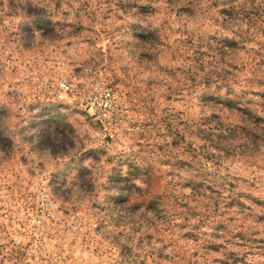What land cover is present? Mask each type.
Here are the masks:
<instances>
[{
	"label": "rangeland",
	"instance_id": "1",
	"mask_svg": "<svg viewBox=\"0 0 264 264\" xmlns=\"http://www.w3.org/2000/svg\"><path fill=\"white\" fill-rule=\"evenodd\" d=\"M109 2L101 11L81 0L71 26L43 0H0V24L9 21L0 47V264H264V211H254L264 209V132L250 131L264 117L222 98L233 92L228 77L249 71L240 54H251L255 76L264 51L212 36L222 41L214 51L194 32H161L150 0L117 4L152 17L148 27L118 23L119 14L112 23ZM172 11L187 14L185 28L195 21L191 6ZM240 12L264 22L255 0L250 12L219 15ZM33 25L43 29L39 47ZM73 80L71 91L60 88ZM193 105L197 114L213 109L209 123ZM14 117L29 128L38 118L47 146L18 145Z\"/></svg>",
	"mask_w": 264,
	"mask_h": 264
},
{
	"label": "clouds",
	"instance_id": "2",
	"mask_svg": "<svg viewBox=\"0 0 264 264\" xmlns=\"http://www.w3.org/2000/svg\"><path fill=\"white\" fill-rule=\"evenodd\" d=\"M81 0H43V4L47 5L48 12L53 15L57 20L61 21V24H67L71 26L79 25L80 20L75 18V11L79 7ZM127 2V0H125ZM139 3H146L149 0H137ZM153 7L158 9V16L160 20V30L161 32H167L174 29H182L183 32L192 33L194 32L197 36L203 38L206 44H212L214 51L216 45L222 43V41H211L210 37L219 36L227 37L232 40L246 45V49L249 51L256 49L259 51H264V36L260 35L259 30L264 29V22L260 24L254 23L250 18L246 20L245 13L240 12L233 17L221 16L219 15L220 10L227 8L231 9L233 7L237 9H247L249 12L252 10V0H174L173 3L169 4L168 0H150ZM5 5H7L8 0H4ZM56 3H59L60 7L57 9L55 7ZM119 0H110L108 6L113 9V22L115 21V16L117 14L123 15L124 19L118 21V23L129 25L132 23L143 24L144 27H148L152 17H141L136 13L135 9L129 10L128 14L125 15L119 11L117 4ZM257 5L264 3V0H255ZM93 7L99 6L101 11L104 10L105 0H92ZM191 6L196 12L195 21L192 25L185 28L189 17L187 14H176L172 10H178L181 7ZM67 13V16L63 14ZM264 15V13H262ZM0 17H3V12H0ZM9 25V21L5 20L4 24H0V47L3 46V37L5 35L4 29ZM91 26V25H88ZM34 31H36V39L33 41L34 46L39 47L43 43V38L40 33L43 29H36L35 26H31ZM111 27V24L107 25ZM9 31H14V25L9 28ZM73 32L72 27H68L64 32H60V36H67L69 33ZM182 32L181 39H186L187 36ZM125 40L131 41L138 39V37H133L131 34H128ZM75 46V45H74ZM53 47H56L53 45ZM56 53H54L55 55ZM242 61L246 60L249 64V71L246 73L236 72L232 76L228 77L227 83L228 86L233 89L232 93H229L227 90H224L222 93L223 99L233 98L237 101L243 103L246 107L250 108L257 116L264 117V72L259 73L258 75L253 76L252 74V56L244 55L241 53ZM241 61V62H242ZM236 62V61H233ZM213 63L218 64V61L215 60L213 56ZM83 71L85 73V79L87 75L92 73V69L88 66H84ZM99 70L97 69V72ZM205 71L209 72L207 65L205 66ZM251 77V81H249ZM62 80L69 79L68 77L61 76ZM75 80L67 88H64V84H60V88L65 91H71L75 86ZM201 81L197 80V91L199 90V84ZM194 115H198L199 119L203 120L205 123L210 122L212 118L213 109H204L198 114L195 111V105H193ZM19 116H23V112L19 113ZM35 123V128L27 127L28 121L21 123L19 118L14 117V125L11 135L15 138L16 142L20 146H27L29 138L39 145L47 146V139L42 126L39 123L38 118H33ZM251 132L261 133L264 132V123L260 125L259 128L253 126L250 129ZM0 156H3V152H0ZM167 158V157H165ZM173 167H178L173 163ZM252 207V205H249ZM254 211H264L262 208H254Z\"/></svg>",
	"mask_w": 264,
	"mask_h": 264
},
{
	"label": "built area",
	"instance_id": "3",
	"mask_svg": "<svg viewBox=\"0 0 264 264\" xmlns=\"http://www.w3.org/2000/svg\"><path fill=\"white\" fill-rule=\"evenodd\" d=\"M64 84V83H63ZM64 88H66L65 84H64Z\"/></svg>",
	"mask_w": 264,
	"mask_h": 264
}]
</instances>
